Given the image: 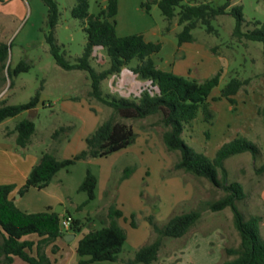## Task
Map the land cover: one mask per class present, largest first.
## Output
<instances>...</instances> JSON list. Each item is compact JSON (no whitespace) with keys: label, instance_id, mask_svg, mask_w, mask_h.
Here are the masks:
<instances>
[{"label":"rangeland","instance_id":"1","mask_svg":"<svg viewBox=\"0 0 264 264\" xmlns=\"http://www.w3.org/2000/svg\"><path fill=\"white\" fill-rule=\"evenodd\" d=\"M56 1L59 8L54 30L56 42L60 54L70 63H76L87 41L85 22L72 15L77 0ZM146 1L118 0L116 32L120 36L143 32L153 41H159L161 49L152 57L161 69L198 81L220 71L218 86L206 105L200 107L197 116L185 123L181 136L186 143L211 157L223 142L236 136L246 137L259 147L256 158L249 151L234 154L225 160V167L229 180L240 182L246 192L245 198L237 202L244 217L259 215V231L264 237V173L255 171L264 160V119L258 111L264 105L263 42L234 36L236 19L225 13L212 19L213 31L200 23L192 30L194 40L179 45L177 33L183 26L177 17L167 30L168 20L158 5L152 3L147 10L141 6ZM202 1L220 5L227 0ZM191 3L194 0L182 1V4ZM105 4L106 0H89L90 13L97 14ZM232 5L243 7L244 30L253 28L255 20L264 24V0H231ZM180 8L177 6L176 11ZM47 15L48 6L44 0L0 1V39L6 37L11 43L7 63L16 66L25 60L30 64L29 70L14 77L12 86L6 71L0 70V83H4L9 103L26 102L40 90L38 105L31 112L26 110L8 118L6 124L15 126L19 120L31 118L36 130L26 149L30 156L38 157L45 151H53L63 159L86 149V138L114 113V108L90 96L88 71L66 69L57 63L46 39L51 29ZM89 62L98 71L108 68L110 57L106 47L94 46ZM138 63L139 60L133 58L119 72L110 73L101 82L103 92L110 98L126 97L135 101H139L144 90L158 93V86L152 80L132 70ZM232 77L248 79L235 95V104L225 98L217 99ZM158 118L159 115L153 114L122 119L135 132L131 144L107 156L78 160L60 169L44 190L30 189L24 193L22 202L31 205L49 202L54 210L60 209L61 217L70 214L82 220V230L76 232L74 240L58 237L46 245L53 264H75L74 256L79 258L73 251L77 238L90 228L106 225L110 204L117 205L123 212L120 223L127 239L119 260L97 262L123 264L139 247L154 239L156 234L149 223L150 216L159 224H165L172 215L196 208L199 201L223 194V190L206 177L174 169L179 151L167 149L162 138L164 127ZM68 125L71 129L54 135L55 130ZM128 166L134 170L122 179ZM87 169L98 178L96 197L78 209L77 206L87 198V193L78 189ZM218 174L221 175L220 169ZM15 195L18 198L20 193ZM132 215L136 221L134 227L130 224ZM239 242L240 235L229 207L220 211L205 210L184 236L165 237L158 259L150 264H217L229 257L226 248L238 246ZM54 245L58 246V251L52 250ZM58 252L62 253L59 261L55 260Z\"/></svg>","mask_w":264,"mask_h":264},{"label":"trees","instance_id":"2","mask_svg":"<svg viewBox=\"0 0 264 264\" xmlns=\"http://www.w3.org/2000/svg\"><path fill=\"white\" fill-rule=\"evenodd\" d=\"M44 1L48 6L47 23L51 28L46 39L57 63L66 69L77 68L88 71L91 76L90 96L112 106L114 113L102 121L86 138L87 148L72 157L60 159L53 151L43 152L17 192L23 195L31 187L38 189L46 187L60 169L69 167L81 159L107 156L131 144L135 140V132L132 126L122 119L159 115L158 122L164 127L162 138L167 149L179 151L173 165L174 169L183 170L194 176L206 177L215 186L221 188L223 194L217 198L199 201L196 208L172 215L165 224H159L150 216L149 223L156 234L154 239L139 247L134 256L125 259L123 264H150L156 261L165 237L184 236L200 220L203 211H220L227 207L233 213V223L240 235V242L238 246L227 247L226 253L229 257L217 264H264V237L259 231L261 217L259 215H251L248 219L244 217L237 202L245 198L246 192L240 182L229 180L225 167V160L234 154L249 151L253 158H256L260 153L259 147L246 137L236 136L223 142L211 157L196 150L181 136L185 123H190L197 116L200 107L206 105L214 88L218 86L220 71L203 81H198L159 68L152 57L161 49L159 41L148 40L141 32L123 36L117 34L115 17L118 13V0H106V4L97 14L90 13L89 0H77L72 8V15L85 22L83 28L87 41L78 61L70 63L60 54L54 34L59 19L58 3L56 0ZM182 1L147 0L142 2L141 6L149 10L151 4L156 3L168 20L167 30L173 18L177 17L178 23L183 26L177 33L179 45L194 40L192 30L200 23L205 24L208 31H213L215 28L212 19L219 14L230 13L236 19L233 35L240 39L263 42L264 60V24L255 20L252 22L253 28L244 30L245 18L242 5L231 6V0L220 5L202 0H194L191 4H182ZM177 6L181 7L179 11H176ZM96 45L106 47L110 57V66L100 71L92 67L89 62L92 49ZM10 46L11 43L6 37L0 39V70L6 71L12 86L14 77L22 71L29 70L30 64L25 60L19 61L16 66L8 64ZM133 58H137L139 63L132 70L152 80L153 84L158 86V93L151 94L149 90H144L139 101L126 97L110 98L101 89L102 80L110 73L119 72ZM247 82L248 79L232 77L220 90L217 99L225 98L231 104H235V95ZM39 101L40 90L26 102L9 103L8 96L0 99V123L23 111L35 108ZM258 111L264 119V105ZM71 127V125L61 126L55 130L54 135ZM35 130L36 124L31 118L19 120L13 128L16 144L27 146ZM133 170L134 167H126L121 178L129 177ZM255 171L258 174L264 173V160L255 167ZM97 184V176L87 169L78 188L87 193V198L77 206L78 209L95 199ZM15 187L14 183H0V264L11 263L16 256L28 264H53L47 255L46 245L66 233L60 227L61 213L51 207L41 211H26L20 208L11 196ZM122 216L123 212L117 205L108 206L106 225L88 229L78 240L77 264L120 259L119 254L127 239V233L120 223ZM63 217L71 218L68 231L76 234L82 230L83 223L80 218H73L70 214ZM131 217L130 224L134 227L136 221L134 215ZM30 234H36L37 240L26 238ZM52 250L58 251V246L54 245Z\"/></svg>","mask_w":264,"mask_h":264},{"label":"crops","instance_id":"3","mask_svg":"<svg viewBox=\"0 0 264 264\" xmlns=\"http://www.w3.org/2000/svg\"><path fill=\"white\" fill-rule=\"evenodd\" d=\"M119 6H120V3L118 5V8ZM143 34L146 39L153 41V39H151L148 35H146V33H143ZM0 74H1V71H0ZM6 95L7 93L5 92L4 83H0V99L6 97ZM7 119L0 123V183L16 184V187L12 191L11 196L14 198L15 203L20 208L26 211H41L49 207L53 208L52 204L49 202H42L40 203V205L38 204L31 205L28 202H22L24 194L23 195L20 194L18 198L16 197L15 194L17 193L19 187L25 182L30 170L39 161L41 155L38 157L30 156V154L26 150L27 146L22 147L16 144V134L13 132L14 126L7 125L6 124ZM30 189L40 190L36 187H31ZM44 189L45 187L41 188V190H44ZM30 206H36V207H30ZM30 208H39V209H30ZM72 234L74 233H72L71 231H68L62 237L65 238L67 236L68 239L66 238L65 239L68 241H72L76 237V234L75 235H72ZM80 237L77 238V242L73 250L74 252H76V247H77L78 240L80 239ZM26 238L37 240L38 236L36 234H30V235H27ZM60 255H62V253L58 252L55 255L56 257L55 260L59 261L58 257ZM74 258H75L74 260L75 264H77L78 259L76 258V256H74ZM104 263L105 262L100 263L96 261V262H92L89 264H104ZM12 264H28V262L16 256L14 257Z\"/></svg>","mask_w":264,"mask_h":264},{"label":"built area","instance_id":"4","mask_svg":"<svg viewBox=\"0 0 264 264\" xmlns=\"http://www.w3.org/2000/svg\"><path fill=\"white\" fill-rule=\"evenodd\" d=\"M71 225L70 217H62L60 220V227L63 232H68Z\"/></svg>","mask_w":264,"mask_h":264},{"label":"water","instance_id":"5","mask_svg":"<svg viewBox=\"0 0 264 264\" xmlns=\"http://www.w3.org/2000/svg\"><path fill=\"white\" fill-rule=\"evenodd\" d=\"M32 109H34V108H31V109H29V111L31 112V110H32ZM19 196H20V195H19ZM55 211H56V212H60V209H59V208H57V209H55ZM72 235H75V234H72ZM65 238H66V239H68V237H67V236H66Z\"/></svg>","mask_w":264,"mask_h":264}]
</instances>
